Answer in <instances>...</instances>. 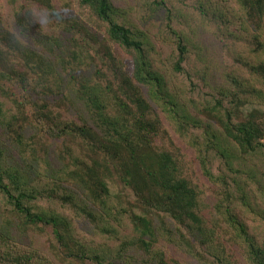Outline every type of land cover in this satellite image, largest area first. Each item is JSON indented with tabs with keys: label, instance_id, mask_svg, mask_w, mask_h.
I'll return each instance as SVG.
<instances>
[{
	"label": "trees",
	"instance_id": "obj_1",
	"mask_svg": "<svg viewBox=\"0 0 264 264\" xmlns=\"http://www.w3.org/2000/svg\"><path fill=\"white\" fill-rule=\"evenodd\" d=\"M150 2L154 9L167 12L164 1ZM235 2L248 17L264 16V0ZM63 3L0 0V217L9 214L12 220L6 224L20 235H45V241L38 244L30 237L32 243L23 251L24 244L8 234L6 241L12 244H0L1 264H128L131 258L138 264H187L168 258L162 241L167 248L175 244L183 254L201 261L204 247L212 252L240 238L246 244L243 255L247 263L264 264V237L259 241V236L251 235L238 214L251 208L252 200L242 194L237 197L229 180L219 177L215 185L224 187L223 196L216 203L218 214L209 217L202 212L201 195L187 176L186 164L166 145L170 126L185 138H189V126H206V144L195 139L199 135L190 138L196 149L204 146L201 152L208 154L220 147L226 159L260 155L264 122L256 125L252 121L256 114L244 118L239 112L247 104L257 103L249 91L235 80V86L227 82L219 88L214 113L221 128L213 130V123L186 115L189 112L178 97L168 93L165 71L152 56L155 47L148 34L129 21L126 8L117 7L112 0H79L80 8L90 13L92 24H88L70 4ZM42 20L54 21V33L47 34V22ZM62 29L73 34L68 42L79 36L81 41L90 37L102 43V57L89 56V63L83 58L77 68L84 72L90 67L110 75L105 85L97 81L85 87L91 90L84 97L87 112L77 121L70 113L66 117L57 113L48 103L58 93L64 75L59 68L64 71L61 62L67 60L61 57L67 48L57 38ZM170 31L177 38L173 71L181 74L188 48L171 26ZM113 46L131 58L132 72L123 66ZM69 55L79 61L77 52L70 50ZM256 76L264 84V64L252 67V77ZM35 90L39 92L34 94ZM258 95L264 96V89ZM51 138H78L82 150H73L66 142L54 150ZM12 149L19 151L22 160L30 157L40 167H62L58 182L54 181L60 182L62 192L54 195V188L48 191L50 185L43 189L32 185L22 166L9 161ZM201 159L203 171L214 180L208 168L211 158ZM53 196L54 206L42 207ZM69 208L92 223V235L78 231ZM98 240L121 244L119 256L98 249ZM135 247L142 254H133ZM129 250L132 255L124 263L121 259ZM216 259L222 264L223 259Z\"/></svg>",
	"mask_w": 264,
	"mask_h": 264
},
{
	"label": "rangeland",
	"instance_id": "obj_2",
	"mask_svg": "<svg viewBox=\"0 0 264 264\" xmlns=\"http://www.w3.org/2000/svg\"><path fill=\"white\" fill-rule=\"evenodd\" d=\"M112 1L117 7L126 8L129 13V21L150 37L155 47V51L152 52L154 62L157 67L165 71L167 91L173 97H178L179 102L189 112H185L186 115L203 121L205 124L213 123V130L221 128L214 113L216 99L221 95L218 90L224 87L227 82L235 86V80L238 82V86L244 91H249L248 93L253 101L257 102L240 108L241 115L247 118L250 114H256L252 120L253 123L257 125L264 122V96H257V92L264 89V84L257 80V76L256 78L252 77V67L264 64V16L260 18L257 16L254 18L248 17L236 4L235 0L229 2H226V0H158L164 1L167 12L169 10L170 14L163 9H154L150 0ZM63 2L62 5L70 4L75 14L81 16L88 24H92L90 13L80 8L79 0H63ZM32 15L36 17L37 14ZM42 21L47 22L46 20ZM53 24L54 21L50 20L45 23V25H48L45 26L48 31L47 34L54 33L55 27ZM170 26L185 39L188 48L185 55V70L181 74H176L173 71L177 61V38L171 33ZM96 29L98 30V28ZM83 35L86 36L85 30H83ZM72 36L73 34L62 29L61 34L57 37L61 39L63 49L67 48L63 50L64 56H61L67 60L65 63L61 62L64 71L59 68V71L64 75L57 85L56 92L58 93L49 98L48 103L55 106L57 113H61L65 117L70 113L74 121H77L83 118L87 112V102L84 101V97H88L91 90H86L85 87H92L97 81L101 85H105L110 75H107L105 71L106 75H104V72H96L90 67L85 68L84 72L77 68L83 58L86 62H88L87 58L89 56L99 60L100 58L97 57H102V43L98 44L91 41L90 37L81 41L79 36L74 38L73 43L68 42V39ZM113 49L123 66L129 72H132L131 58L116 46H113ZM70 50L77 52L79 61L75 62L73 57L69 55ZM86 65L88 64L86 63ZM252 88L256 89L252 90ZM225 89L227 90V88ZM37 91L35 90L34 94L39 92ZM64 101L67 104H64ZM188 128L189 132L186 133L189 138H185L183 133L178 132L177 134L175 129L170 126L171 137L166 140V145L169 148L171 147L172 153L177 152L176 156L179 162L186 164L188 168L187 176L200 192L199 201L202 212L209 217H212L215 213L218 214L215 207L219 198L223 196L224 187L215 185V180L219 177H225L229 180L232 192L237 197L242 194L252 200V207L238 211V214L248 227L249 233L259 236L260 238L257 239L261 241L264 237V150L260 155L246 156L243 159H239L237 156L231 159L224 158L220 147H216L206 154L201 152L204 146L199 150L196 149L190 143V138L199 135L195 139L198 138L203 144H206L204 142L205 137L207 138L205 134L207 127L201 126L197 129L189 126ZM49 141L54 142V150H60L59 147H64L65 142L73 150H78V152L82 150V141L78 138H67L65 141L51 138ZM8 158L10 162L22 166V169L33 181L32 185L42 189L50 185L48 191L54 188L56 190L53 192L54 195L56 193L59 195L62 192L60 191L62 189L60 188V182L57 184L54 182H58L59 173L63 170L59 165L54 164L50 168L40 167L30 157L22 160L19 151L16 149L9 152ZM201 158H204L205 161L211 158L208 168L213 172L214 180L203 171ZM55 198L56 196H53L52 199L46 198L42 202V207L48 209L54 206L52 201L56 202ZM68 215L74 219L73 221L79 232L88 237L93 234L94 226L85 217L75 214L74 211L68 212ZM8 220H12L9 214L0 217V233L3 231L6 234L2 236L0 234V244H4V247L12 244V242L6 241L9 240L7 235L11 233L16 241L24 244L22 246L23 251L28 250L27 245L32 243L30 237L35 239V244L45 241L44 234L29 233V236L18 234L13 226L6 224ZM121 230L125 231L126 234L129 233L125 228ZM163 242L161 246L168 258L174 257L187 264H217L216 258L223 259L222 264H248L243 255V248H246L243 238L238 241L227 242L224 249L216 248L212 252L204 247V258L201 261H196L193 257L183 254L181 250L176 248L175 244H170L167 248ZM97 244L100 245L98 249H102L104 253L107 252L111 257L119 256L118 246L120 247L121 244H113L109 240H98ZM159 247L160 243L155 245V249ZM134 253L142 254V251L135 247ZM131 255L132 252L129 250L121 260L127 263V258H130ZM138 263V261L137 263L134 262L132 258L128 262V264Z\"/></svg>",
	"mask_w": 264,
	"mask_h": 264
}]
</instances>
